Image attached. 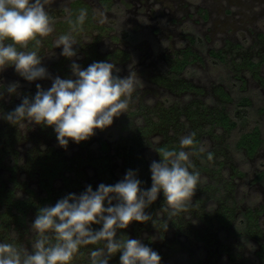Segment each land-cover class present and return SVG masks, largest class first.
<instances>
[{
	"label": "rangeland",
	"instance_id": "374dc122",
	"mask_svg": "<svg viewBox=\"0 0 264 264\" xmlns=\"http://www.w3.org/2000/svg\"><path fill=\"white\" fill-rule=\"evenodd\" d=\"M81 9L87 10L86 19L72 31L69 20L75 22ZM47 10L54 31L40 38L39 48L30 44L27 50L38 51L53 78L74 79L73 62L84 69L104 61L120 69L114 75L124 78L131 70L142 82L127 113L88 140L69 141L63 148L51 127L28 122L14 126L2 118L25 96L33 97L37 84L47 90L52 80L26 81L14 66L0 72V91L7 86L6 79L21 82L18 95L4 92L0 99V182L39 201L43 194L39 175L48 166L44 162L57 154L49 162L60 164L58 178L66 180L58 179L53 190L59 199L78 195L88 185L93 190L101 183L113 185L129 169L151 186L150 164L160 160L156 147L163 143L179 147L180 138L194 132L212 167L205 175L195 169L201 179L188 211L168 220L160 213L161 193L154 211L145 210L154 225L132 222L126 229L130 238L157 251L161 264H264V0H50ZM100 13L106 14V22L100 23ZM69 33L77 43L73 58L62 56V47L54 43ZM185 55L190 65L180 71L176 66ZM242 96L252 102L250 123L262 130L263 144L254 158L237 151L234 140L239 131L212 127V117L230 112ZM191 160L198 168L199 155ZM242 211H252L255 217L248 237L233 233L221 218L230 214L233 224ZM35 217L30 213L23 225L0 224V242L31 249ZM86 251L82 247L71 264H90ZM109 264H120L118 253Z\"/></svg>",
	"mask_w": 264,
	"mask_h": 264
},
{
	"label": "clouds",
	"instance_id": "9594fccd",
	"mask_svg": "<svg viewBox=\"0 0 264 264\" xmlns=\"http://www.w3.org/2000/svg\"><path fill=\"white\" fill-rule=\"evenodd\" d=\"M50 0H0V72L14 66L15 72L26 81L51 79V87L36 85L33 97L25 96L14 110L3 119L21 127L25 122L53 128L59 146L67 148L69 141L79 144L104 130L114 118L127 113L132 95L142 82L134 71L121 78L114 63L93 62L82 69L71 64L73 78L52 77L42 66V57L36 50H27L30 44L41 46L42 40L54 31L53 19L47 6ZM100 23L107 20L100 13ZM87 10L81 9L76 21L69 20L76 31L86 19ZM55 47H62L61 55L76 57L72 35H60ZM19 82L0 91L17 94ZM195 133L182 136L179 150L161 149L159 161L150 164L151 188L142 189L137 172L129 169L124 178L113 185H91L80 194L69 193L54 205L40 207L31 230L35 240L31 249L23 244L0 242V264H71L84 246H97L89 252L90 264H109L120 253V264H161V256L139 239L121 235L132 222L147 223L153 217L145 210L162 193L161 212L168 220L187 212L192 203L200 173L194 169L191 156L197 154ZM186 149H191L187 151ZM203 153L205 149H198ZM208 159H212L211 153ZM93 225H101L96 230ZM167 229V220L166 228ZM102 245V246H101Z\"/></svg>",
	"mask_w": 264,
	"mask_h": 264
},
{
	"label": "trees",
	"instance_id": "16d2710c",
	"mask_svg": "<svg viewBox=\"0 0 264 264\" xmlns=\"http://www.w3.org/2000/svg\"><path fill=\"white\" fill-rule=\"evenodd\" d=\"M64 11V10H63ZM93 19V17H91ZM196 42L197 39H194ZM198 43V41H197ZM211 55L215 58L221 59V56L215 52L211 51ZM190 65V59L188 55H185L184 57L180 58L177 63V68L182 71L186 70ZM13 82H19L18 80H9L6 79V85H9ZM167 101H170V98L167 97ZM252 108V102L250 98L246 96H242L238 101L235 103L233 109L230 112L224 111L223 113H219L218 115L212 117V127L216 128L217 130H224L228 132L233 131H239V134L237 138L234 140L236 149L238 152H244L247 157L254 158L260 148L263 144V138H262V130L261 127L257 124H251L250 123V110ZM196 142V148H197V154L200 157V161L198 164V168L194 165V170L198 169L202 171V175H205V173L210 172V168L212 165L207 162V158H203L204 153H200L198 149L202 146H205L201 140H195ZM103 145L105 143L103 142ZM177 143H163L156 147L157 152H159L161 149L167 148V149H177L179 150V147H176ZM103 147V146H102ZM191 151V149L187 150ZM196 154V155H197ZM58 156L57 154H55ZM56 156L50 157L51 161L48 160L44 162V164L48 163V166L42 170L43 173L39 175L40 177V186L42 188L43 194L39 198V201H33L30 199H27L26 197H22L20 192H15L13 189L7 186L5 184H2L0 182V224L2 225L4 222H14L17 225H23L28 222L29 214L35 213L37 215L38 209L40 207H45L49 205H54L59 198H57L53 190L56 189V184H59L60 181L58 179H61L62 182H66L63 176H60L58 178V169L60 167V164H53L50 162H53L54 159H56ZM195 155H193L194 157ZM150 160V158H148ZM50 161V162H49ZM147 174V173H146ZM144 174V176H146ZM144 181V180H143ZM149 183V182H148ZM146 184L145 182L142 184V189H150L151 186L149 184ZM52 190V191H51ZM31 193H35L33 190H29ZM56 191V190H55ZM39 202V203H38ZM156 202H154L151 207V209H155ZM33 211V212H32ZM154 211V210H153ZM252 211H242L241 214L238 216L236 215L234 219V223L231 224L230 221V214H225L224 216H221V218L225 221V225H227L228 229H232L233 233H239L241 236L248 237L250 230L253 227V223L255 221V217L251 213ZM235 224V225H234ZM16 225V226H17ZM234 225V226H233ZM233 226V227H232ZM93 229L94 226H92ZM231 227V228H230ZM15 228V226H14ZM16 229V228H15ZM99 229V228H98ZM121 235L127 236L130 238V235L128 234V231L126 229H123L122 232L117 234V237L119 238ZM94 245L86 246L87 253L86 257L90 259L89 252L95 248ZM264 250V246L262 247ZM118 256H120V253H118Z\"/></svg>",
	"mask_w": 264,
	"mask_h": 264
}]
</instances>
